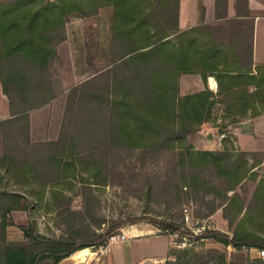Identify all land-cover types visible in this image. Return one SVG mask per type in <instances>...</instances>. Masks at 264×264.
<instances>
[{
    "label": "trees",
    "instance_id": "1",
    "mask_svg": "<svg viewBox=\"0 0 264 264\" xmlns=\"http://www.w3.org/2000/svg\"><path fill=\"white\" fill-rule=\"evenodd\" d=\"M228 3L216 0L217 22L182 29L181 0H0V83L11 109V118L0 121V130L15 133L22 123L25 147L32 146L41 157L40 164L21 160V145L15 138L12 149L6 148L0 156V264H59L78 251L105 245L121 228L141 219L130 217L92 236L73 224L68 226L69 234L60 238L42 235L31 223L19 226L24 241L8 239L11 214L32 209L26 196L33 197L40 208L51 209L66 197L63 190L80 177L83 183L106 186L108 162L119 157L113 150L124 154L122 162L133 156L165 160L167 175L176 187L185 196L201 195L203 201L213 197L206 216L223 208L233 229V235L206 228L194 236L172 217L152 218L164 233L210 240L237 252L264 251V175L249 206L237 193L247 179H257L253 170L264 164V157L252 163L249 154L231 148L230 137L215 151L198 150L190 142L205 123L226 135L232 125L264 114V65L255 66L254 20L240 10L242 15L228 18ZM103 10L112 14L108 50L103 51L106 64L81 83L95 88L78 100L88 98L92 107L106 115L103 124L111 148L106 162L95 154L82 158L73 141L53 142L41 151L30 141L29 114L56 98L52 70L60 45L68 39L67 26L73 18H93ZM220 10L225 15L220 16ZM183 75H200L205 81L215 77L219 91L215 94L207 87L182 95ZM101 79H105L103 85ZM251 86L255 87L252 93ZM89 120V124L98 123L94 115ZM12 185L26 196L9 191ZM152 190L148 183L146 194ZM71 215L85 221L83 213ZM165 264L264 262L236 254L229 258L217 249L201 253L189 248L170 249Z\"/></svg>",
    "mask_w": 264,
    "mask_h": 264
},
{
    "label": "rangeland",
    "instance_id": "2",
    "mask_svg": "<svg viewBox=\"0 0 264 264\" xmlns=\"http://www.w3.org/2000/svg\"><path fill=\"white\" fill-rule=\"evenodd\" d=\"M111 16L109 10H103L96 17L73 18L68 24V39L60 45L59 59L52 70V86L56 98L48 105L29 114L30 141L34 146H40L41 151L44 150L45 145L53 142L73 141L82 158L88 160L89 156L95 154L97 160L106 162L108 150L111 149L103 124L106 115L92 107L88 98L83 102H79L78 98L83 94L93 92L95 87H82L81 83L88 80L96 70L102 69L106 64L103 51L108 50L111 37ZM104 83L105 79H101L100 85ZM0 94L5 98L2 92ZM221 114L220 112L219 115ZM93 115L98 121L96 125L89 124V119ZM10 118L11 109L8 99L5 102L0 100V121ZM254 122L256 120H246V125L240 129L242 132H240L239 142L234 133L237 132V128H240L239 124L229 127L225 135V137H230L231 148L237 152L249 154L248 157L252 163L253 160L264 157V118L257 121L255 127L252 126ZM217 123H220V120H217ZM206 125L209 130H204L203 125L200 133L192 137L190 142L198 150H220L225 137L219 134V129L212 123H206ZM22 126L23 124L19 123L15 127V133H11L6 128L0 130V156L6 148L7 150L12 149L11 139L15 138L16 143L18 139L21 145L19 148L21 160L36 161L40 164L41 157H38L40 154L32 151V146H29L28 150L25 147V135L20 129ZM208 134H212V139L207 137ZM113 152L119 157L117 160L108 162L107 170L104 172L107 178L106 186L83 183L80 177L73 181L69 189L63 190L66 197L57 201L51 209L40 208L39 203L33 197L19 192L15 185L10 186L9 191L21 193L27 199L29 198L32 202V209L30 212L17 211L11 214L10 221L13 225L8 228V239L24 241V235L19 226L31 223L37 226L42 235L49 238H60L69 234L68 226H73V224L80 226L82 232L92 236L94 232L101 233L117 222L130 217H138L141 218L139 221L134 224L128 223L118 233L132 232L136 236L160 237L137 239L134 240L135 243L129 241L130 250L128 251L134 254L136 261L147 255L165 254L170 240L171 249L175 250L194 248L197 252L204 253L217 249L226 253L229 258L236 254L245 259H259L264 262L263 250L244 249L242 252H237L232 247L227 248L210 240H196L193 236L164 233L154 224L152 218L172 217L179 223L185 224L194 236L206 228L221 230L233 235V229L224 218L223 208L212 216H206L213 197H206L203 201L201 195L185 196L176 187L177 183L175 184L167 175L166 166L168 164L165 160L156 162L155 158L152 159L150 156L146 158L133 156L131 160L122 162L120 157L124 154L116 150ZM30 154L34 157H29ZM39 170L45 175L48 174L41 170L40 165ZM253 171L257 179H247L237 190L246 202V206L252 202L259 181L264 175V164ZM81 176L86 178L87 174L82 173ZM93 181V178H90V182L93 183ZM148 183L152 185L151 195L146 194ZM220 202L217 200L218 204ZM74 212L83 213L85 221H79L76 219L79 216L71 215ZM100 221L103 222L101 225ZM109 240L103 246L89 248L90 252L88 251L86 257L89 258L92 253L97 256L104 255L109 262L112 259L119 262L125 257L123 245H110L108 252H102L100 249L101 247L107 248ZM120 246L122 249L119 248ZM168 258L169 253L165 259ZM145 264H152V260L148 259Z\"/></svg>",
    "mask_w": 264,
    "mask_h": 264
},
{
    "label": "crops",
    "instance_id": "3",
    "mask_svg": "<svg viewBox=\"0 0 264 264\" xmlns=\"http://www.w3.org/2000/svg\"><path fill=\"white\" fill-rule=\"evenodd\" d=\"M229 0L228 9L226 15L228 18L236 17L239 13V10L242 14L245 12H249L250 18L254 20V61L256 65H264V0ZM242 1V2H241ZM220 16L225 15L223 10L219 11ZM241 14V15H242ZM217 10H216V0H181L180 4V27L182 29H189L203 23L210 24L217 22ZM181 85V94L188 95L193 94L198 91H202L207 87L215 94L219 91V83L215 77H208V80L205 81L202 76L200 75H183L180 80ZM255 90L254 86L250 87V93ZM0 92L3 93L2 86L0 83ZM4 95V93H3ZM5 96V95H4ZM0 100L3 102L7 101V97L3 98L0 94ZM264 118V114L260 115L255 118L246 119L249 120H256V122L252 123V126L255 127V124L260 119ZM246 120L238 123L240 128H237V132H234L238 138V142L240 139V132L244 125H246ZM245 122V123H244ZM243 126V127H242ZM204 130H209L207 128L206 123L203 126ZM213 130V129H212ZM211 133V132H210ZM245 134V133H244ZM250 135H253L250 133ZM209 139H212V134H208L207 136ZM240 145V144H239ZM241 147V146H240ZM128 236L127 241L123 243H118L119 245H123V257L118 262L117 260L114 261L113 259L109 260L105 259V256H97L96 254H92L89 258L86 257L89 249H85L82 251H78L70 258L63 260L59 264H145L148 259L152 260V264H164L166 259L165 257L168 255L171 249V241L166 248V253L162 255H147L143 259L136 261L134 258V254L130 250L129 241L135 243L134 240L137 239H148V238H157L160 236H136L132 232L126 233ZM117 245V244H113ZM112 245V246H113ZM120 249L121 246L119 247ZM97 256V257H96ZM75 259H83V260H75Z\"/></svg>",
    "mask_w": 264,
    "mask_h": 264
},
{
    "label": "built area",
    "instance_id": "4",
    "mask_svg": "<svg viewBox=\"0 0 264 264\" xmlns=\"http://www.w3.org/2000/svg\"><path fill=\"white\" fill-rule=\"evenodd\" d=\"M225 137V135H223ZM128 236L125 232L122 233H116L114 235L111 236L110 240H109V245L106 247H101V251L102 252H108L109 250V246L113 245V244H118V243H123L125 241H127ZM105 249V251H104ZM262 254L264 255V252H262Z\"/></svg>",
    "mask_w": 264,
    "mask_h": 264
}]
</instances>
